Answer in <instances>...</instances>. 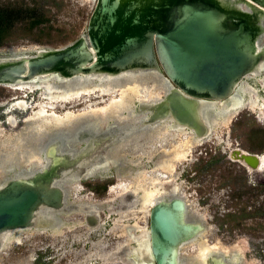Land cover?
<instances>
[{
  "label": "water",
  "instance_id": "obj_1",
  "mask_svg": "<svg viewBox=\"0 0 264 264\" xmlns=\"http://www.w3.org/2000/svg\"><path fill=\"white\" fill-rule=\"evenodd\" d=\"M263 22L264 0H95L85 33L74 42L29 57L0 59V86L38 76L69 79L153 71L171 88L150 106L143 124L169 118L204 136L209 127L201 119L199 102L229 99L264 62ZM98 145L82 158L92 156ZM46 155L50 161L42 168L10 177L0 186V235L32 228L40 208L64 212L66 194L59 183L68 172L81 177L83 166L57 146H49ZM240 158L251 162L255 156L240 153ZM70 207L92 210L88 205ZM185 209L179 197L151 206L146 233L140 235L145 242L136 256L133 241L134 255L128 258L138 264H182L180 247L205 229L202 221L188 220ZM84 223L94 227L98 218L85 216ZM205 258L209 264H235L219 252Z\"/></svg>",
  "mask_w": 264,
  "mask_h": 264
},
{
  "label": "rangeland",
  "instance_id": "obj_2",
  "mask_svg": "<svg viewBox=\"0 0 264 264\" xmlns=\"http://www.w3.org/2000/svg\"><path fill=\"white\" fill-rule=\"evenodd\" d=\"M12 5L41 7L44 22L39 28L43 30L29 31L21 24L12 29L14 40L0 46V59L29 57L38 51L62 48L74 42L85 33L95 0H0V8ZM260 44H264V36ZM260 79L264 82V73L242 82L255 90L258 104L264 105ZM38 95V91L22 93L0 86V145L10 143V139L26 131L22 121L34 110ZM248 97L249 94H244V100ZM109 99V95L96 93L86 98V104L73 106L69 111L90 104L93 108L99 107ZM20 100L24 101L25 110L15 108ZM260 110L244 107L228 123L217 120L212 126V135L198 143L191 142L190 154L175 162L174 185L178 186L187 204L186 217L200 220L205 226L198 238L180 247L179 258L183 264H209L208 260L198 259V243L201 241L205 245L227 249L228 259L236 253L240 264H264V172L257 179L256 176L249 177L242 166L227 159L233 148L263 154L264 120ZM9 117L15 120L14 126L8 124ZM186 139L189 138L171 132L157 142L152 135L148 138L139 132L126 137L113 153L112 158L118 159L116 166L110 163L91 172L88 177L82 175L64 183L65 203L74 206L87 204L92 210L97 207L100 222L89 228L84 223L83 214L76 210L61 216L63 227L54 234L49 230L26 229L21 234V243L2 248L0 264H119L111 257L116 246L126 242L123 229L137 225L146 230L148 214L135 204L122 218L120 214L123 212L117 213L121 211L122 199H117L119 190L114 187L120 181L139 178V174L142 178L153 179V165L159 159V152ZM19 168L0 166V184L4 177L12 176ZM111 188L115 190L111 192ZM124 197L123 201L128 199V203L133 198H127L128 194Z\"/></svg>",
  "mask_w": 264,
  "mask_h": 264
},
{
  "label": "bare ground",
  "instance_id": "obj_3",
  "mask_svg": "<svg viewBox=\"0 0 264 264\" xmlns=\"http://www.w3.org/2000/svg\"><path fill=\"white\" fill-rule=\"evenodd\" d=\"M261 73H264V62L258 66L254 73L247 75L245 78L257 77ZM259 82L264 93V82L262 79ZM7 87L22 93L39 92V101L35 104L34 110L28 116L25 115L22 121L27 127L26 133L21 132L10 139V143L0 145V166L20 167L10 177L23 176L42 168L50 161L46 153L47 148L51 145L53 147L57 146L59 152L71 154V157L77 156V164L83 166V177H88L91 172L99 171L107 164L113 163L116 166L118 159L112 158L114 151L120 148L126 137L138 132L145 137L148 136V138L152 135L156 142L165 138L170 132L189 138L185 142L173 145L170 149L164 148L159 152V159L153 165V179L148 180L149 177L142 178L139 174V178L120 181L117 187H114L119 190L117 199H122L119 204L121 211H117V213L123 212V214H120L122 218L135 204L140 205L148 214L150 207L161 199L179 197L184 200L180 195L178 186L174 185L175 162L184 160L190 154L191 142L192 144L198 143L212 135V126L217 120H220L219 122H222V124L228 123L233 115L244 107L260 108V116L264 120V105L262 103L258 104L259 99L254 95L255 90L246 86L244 82H240L235 93L225 101L199 102L197 109L201 119L209 127V132L204 136H196L190 129L177 125L169 118L154 124H143L147 121L148 115L151 114L150 106L161 100L160 92L162 91L164 95L171 88L166 78L153 71L122 72L115 76L81 75L69 79H63L56 75L38 76L28 82L8 85ZM96 93L102 96L109 95V101L104 102L99 107L93 108V105L90 104L91 107H84L73 112L69 111L73 106H83L87 102L86 98ZM244 94H249L248 100H244ZM15 106L20 110L26 109L23 100L18 101ZM59 110L61 111L58 112ZM8 124L15 125L13 117L8 118ZM104 124H107V126L103 127ZM95 144L99 145L96 151L94 150V154L82 158V154L87 151H90L91 154ZM231 158L236 159L233 155H231ZM255 159L263 163L264 154L255 156ZM73 173L75 174V172H68L65 181L60 182L59 186L63 188L65 182L69 183L73 178L75 179ZM10 177H4L0 186ZM158 187H161V189ZM114 188H111V192L115 190ZM127 194V198L133 197L131 200L129 199V203L128 199L123 201L124 196ZM70 206L66 202L62 209L64 212H54L40 208L35 213V225L27 230H49L54 234L63 227L61 216L68 215L76 210H79L84 218L85 216L94 215L98 218V223L100 222L97 207L95 210L84 211L80 210L79 207L73 208ZM129 226L131 229L128 230L127 227L123 229L126 234L125 237H127L126 242L118 244L116 252L111 257L119 264L120 262L138 264L128 258V256L134 255L133 251L129 250L131 249L128 247L129 240L132 241V244L135 241L136 246H138V249H135L136 256L139 255L140 248L145 242L141 240L140 235L145 234L146 230L137 225ZM23 231H8L0 235V251L9 244L18 245L21 243L20 238ZM198 251V259H202V261L206 259L205 256L210 252H219L226 257L228 253L227 249H220L218 245H205L204 241L198 243ZM121 252L124 253V258H122ZM229 259L234 261L235 264L241 263L239 255L236 253L231 254ZM145 264L151 263L146 262Z\"/></svg>",
  "mask_w": 264,
  "mask_h": 264
},
{
  "label": "trees",
  "instance_id": "obj_4",
  "mask_svg": "<svg viewBox=\"0 0 264 264\" xmlns=\"http://www.w3.org/2000/svg\"><path fill=\"white\" fill-rule=\"evenodd\" d=\"M44 22L41 7L12 5L0 8V46L14 40L12 29H17L18 25H25L27 30L38 29L42 31L39 26ZM37 41H39L37 39Z\"/></svg>",
  "mask_w": 264,
  "mask_h": 264
},
{
  "label": "flooded vegetation",
  "instance_id": "obj_5",
  "mask_svg": "<svg viewBox=\"0 0 264 264\" xmlns=\"http://www.w3.org/2000/svg\"><path fill=\"white\" fill-rule=\"evenodd\" d=\"M24 106H25V104H24ZM242 152L247 153V152H245L243 150H240L238 148L230 149L229 152H228V158L227 159L229 161H231V162H236L240 166H242L244 168V170H245V173L249 177H255L256 176V179L258 177L260 178V176H262V175H260L261 172H264V162L263 163H260L258 161V159H253L251 162H247L246 160H243V159L240 158V153H242ZM247 154L254 155V156H261L262 155V154L261 155H255V154H250V153H247ZM263 154H264V152H263ZM231 155H233L236 159H232L231 158ZM126 227H127L128 230L131 229V228H129L130 226H126ZM128 247H130L131 249L133 247L131 240H130V244H129ZM131 249H129V250H131ZM120 254L123 256L122 258L125 257L123 252H121Z\"/></svg>",
  "mask_w": 264,
  "mask_h": 264
}]
</instances>
